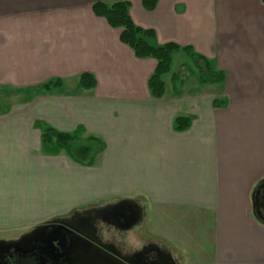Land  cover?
<instances>
[{
	"label": "crops",
	"instance_id": "crops-1",
	"mask_svg": "<svg viewBox=\"0 0 264 264\" xmlns=\"http://www.w3.org/2000/svg\"><path fill=\"white\" fill-rule=\"evenodd\" d=\"M99 1L0 0V94L36 91L0 112V239L62 211L131 200L149 226L128 235L130 247L149 241L176 264H264L262 0H159L152 11L126 0L158 45L190 47L225 75L203 84L192 72L177 91L167 75L161 99L148 87L157 62L95 15ZM174 58L188 66L183 52ZM83 74L95 88L79 87ZM52 79L63 87L38 92ZM177 118L190 127L176 131ZM40 125L102 149L80 161L47 150Z\"/></svg>",
	"mask_w": 264,
	"mask_h": 264
},
{
	"label": "flooded vegetation",
	"instance_id": "flooded-vegetation-1",
	"mask_svg": "<svg viewBox=\"0 0 264 264\" xmlns=\"http://www.w3.org/2000/svg\"><path fill=\"white\" fill-rule=\"evenodd\" d=\"M116 201L46 221L13 238L0 239V264H176L157 245L128 235L143 223L137 203ZM120 204V205H119ZM259 206L264 207V202ZM107 251V252H106Z\"/></svg>",
	"mask_w": 264,
	"mask_h": 264
},
{
	"label": "trees",
	"instance_id": "trees-1",
	"mask_svg": "<svg viewBox=\"0 0 264 264\" xmlns=\"http://www.w3.org/2000/svg\"><path fill=\"white\" fill-rule=\"evenodd\" d=\"M159 0H142L146 10L152 11L156 8ZM264 4V0H262ZM93 10L96 16L104 18L109 26L114 29H121V42L131 48L138 59H154L157 67L149 78L148 87L151 96L161 99L165 95L164 77L171 74L174 55L183 52L190 60L193 68L199 74L203 84H221L225 80V75L213 71L210 62L194 53L190 47L181 48L176 44L158 45L156 35L151 30L138 27L130 16V4L126 0H100L95 3ZM192 72L183 66L182 70L171 75V85L177 91L191 77ZM96 81L90 74H83L79 78L81 89L91 90L95 88ZM63 87V82L59 79H52L39 87V92L48 94ZM215 106L221 104L215 102ZM191 125L189 118H177L174 122L176 131L187 130ZM42 131V143L48 148L66 150L71 157L80 161L85 157H94L102 149V145L97 139L88 142L73 139L70 135L59 133L47 125H40ZM91 155H89V153ZM88 154V155H87Z\"/></svg>",
	"mask_w": 264,
	"mask_h": 264
},
{
	"label": "rangeland",
	"instance_id": "rangeland-1",
	"mask_svg": "<svg viewBox=\"0 0 264 264\" xmlns=\"http://www.w3.org/2000/svg\"><path fill=\"white\" fill-rule=\"evenodd\" d=\"M187 61H188V66L186 68H188L191 72H196L195 69L193 68L190 60H187ZM184 63H185V61H182V59H180V61H179L178 58H176V59L174 58L173 65H172V71H171L170 75H172V73L175 71V69L176 70H182ZM165 79H167V78H165ZM33 92H36V91H32V92L31 91H27L26 93H24L23 91H20V90H6L5 89L4 92H1V94H0V112H2V113L3 112H5V113L9 112V109H10V107L12 105H16L17 103H20V100H21L20 98L22 97V94L33 93ZM7 93L9 95H7ZM15 100H16V102H14ZM43 147H45V146H43ZM64 151H66V150H64ZM0 173H4V172L0 171ZM3 177H4V174L3 175L0 174V181H3V180H1V178H3ZM4 184H5V182H4ZM0 188H2V187H0ZM110 203H115V202H99V203L90 204L88 206L82 205L84 207H81V208L78 207V209L75 208V210H71L68 213H67V211H62L61 213H59L60 214L59 217L43 218V219L37 220L38 222L36 220H34L33 222H35L36 225L31 227V228H34V227H36L38 225H41V224H43L46 221H50V220L57 219V218H67V217L73 215L76 212H81V211H84V210H87V209H90V208L100 207V206H103V205H108ZM136 203L139 205V202H136ZM256 206H257L258 210L261 209L262 211H264V209H263L264 207L259 206V203H256ZM139 207H140V205H139ZM61 209H63V208H61ZM65 210H67V209H65ZM148 219L145 218V212L143 211V223H141L139 228H137V230L134 233H132L131 235L132 236H136L137 238L141 239V237H142V236L140 237L141 231L143 230V228L149 226V220ZM4 231H6V230H4ZM0 232H1L0 235H5L4 232H2V231H0ZM6 235H7V233H6ZM16 235H18V234H16Z\"/></svg>",
	"mask_w": 264,
	"mask_h": 264
},
{
	"label": "water",
	"instance_id": "water-1",
	"mask_svg": "<svg viewBox=\"0 0 264 264\" xmlns=\"http://www.w3.org/2000/svg\"><path fill=\"white\" fill-rule=\"evenodd\" d=\"M263 184H264V182H263ZM136 203L135 201H131V200H124V201H122V202H120V204H124V203ZM119 204V205H120ZM140 209V211H141V214H140V217H139V220L141 219H143V212H142V210H141V208H139ZM107 252V251H106ZM120 261H121V263H123V264H133V263H129V262H127V261H125V260H122V259H120V258H118Z\"/></svg>",
	"mask_w": 264,
	"mask_h": 264
}]
</instances>
